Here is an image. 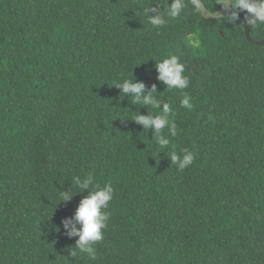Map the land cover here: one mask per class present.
<instances>
[{
    "label": "trees",
    "instance_id": "16d2710c",
    "mask_svg": "<svg viewBox=\"0 0 264 264\" xmlns=\"http://www.w3.org/2000/svg\"><path fill=\"white\" fill-rule=\"evenodd\" d=\"M171 2L0 0V264H264V44L243 12L205 19L184 0L170 18ZM170 55L186 89L157 79ZM125 78L174 110L168 147L131 119L159 110L113 86ZM185 148L196 159L180 171L169 155ZM88 174L114 187L94 261L71 255L62 224L89 190L58 195Z\"/></svg>",
    "mask_w": 264,
    "mask_h": 264
},
{
    "label": "clouds",
    "instance_id": "9594fccd",
    "mask_svg": "<svg viewBox=\"0 0 264 264\" xmlns=\"http://www.w3.org/2000/svg\"><path fill=\"white\" fill-rule=\"evenodd\" d=\"M194 7H200V0H191ZM221 7H225V22L234 24L240 20V13H244L243 23L248 25L264 24V0H218ZM185 7L184 0H172L168 5L166 15L170 18H176ZM148 12L150 9L147 10ZM154 15H148V22L156 27L166 23L165 16L160 14L154 8L151 9ZM155 67L158 75L157 79L166 85L168 89H186L189 86V77L185 75V65L176 55H170L156 62ZM113 86L120 90L124 96L132 97L131 102L134 105L158 109L156 114L147 111V114H141L135 111L137 115L131 118L136 123L142 125L143 129L152 130V138L160 148H166L170 145V140L164 134L167 128L168 132L175 136L176 124L170 119L174 115V110L169 103L157 99L153 93L157 92L156 85L153 84L150 89L146 88L144 82L136 79H123ZM162 105V108H161ZM181 107L191 110V96L185 93L181 102ZM171 164L177 166L178 170L183 171L192 165L196 159V153L187 148L182 149V154L178 155L172 152L170 155ZM76 190L59 191V202H68L77 193H82L85 189L89 190L88 195L82 196L72 217L66 218L62 224L67 229L68 236L78 237L75 247L71 250V255L76 257L78 252L87 254L91 260L97 258L95 244L104 239L103 230L108 227L110 213L107 211L109 202L114 197V187L111 182L104 183L101 186L94 182L92 174L81 178H73ZM78 225V227H77Z\"/></svg>",
    "mask_w": 264,
    "mask_h": 264
},
{
    "label": "water",
    "instance_id": "95a60500",
    "mask_svg": "<svg viewBox=\"0 0 264 264\" xmlns=\"http://www.w3.org/2000/svg\"><path fill=\"white\" fill-rule=\"evenodd\" d=\"M196 11L200 13V15L205 18V19H217V18H220L222 17L225 12H226V9L225 7H221L217 10V11H214V12H211L206 6L205 4L203 3L202 0H200V7L199 8H196ZM253 25H248L246 24L245 25V28H244V33H245V37L247 39V41L253 45H263L264 44V39L263 40H254L250 37V29ZM220 34H223L222 31L220 30Z\"/></svg>",
    "mask_w": 264,
    "mask_h": 264
}]
</instances>
